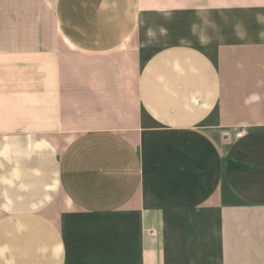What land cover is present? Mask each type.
I'll return each instance as SVG.
<instances>
[{
	"label": "crops",
	"instance_id": "crops-1",
	"mask_svg": "<svg viewBox=\"0 0 264 264\" xmlns=\"http://www.w3.org/2000/svg\"><path fill=\"white\" fill-rule=\"evenodd\" d=\"M78 216L91 264H264V0H0V264Z\"/></svg>",
	"mask_w": 264,
	"mask_h": 264
},
{
	"label": "rangeland",
	"instance_id": "rangeland-1",
	"mask_svg": "<svg viewBox=\"0 0 264 264\" xmlns=\"http://www.w3.org/2000/svg\"><path fill=\"white\" fill-rule=\"evenodd\" d=\"M148 52V51H146ZM157 130V129H156ZM157 136L164 139H172L171 135L162 134V129L157 130ZM161 133V134H160ZM178 136H174L173 139ZM185 139L184 137H178ZM172 143V141H169ZM68 228V264H91L88 253L85 250L84 227H90L94 221L90 216H78L74 218Z\"/></svg>",
	"mask_w": 264,
	"mask_h": 264
},
{
	"label": "clouds",
	"instance_id": "clouds-1",
	"mask_svg": "<svg viewBox=\"0 0 264 264\" xmlns=\"http://www.w3.org/2000/svg\"><path fill=\"white\" fill-rule=\"evenodd\" d=\"M202 22L204 24L205 31H209L214 26V22L211 20L204 19ZM200 42L204 44L211 42V32H209V36L207 38L202 39Z\"/></svg>",
	"mask_w": 264,
	"mask_h": 264
}]
</instances>
